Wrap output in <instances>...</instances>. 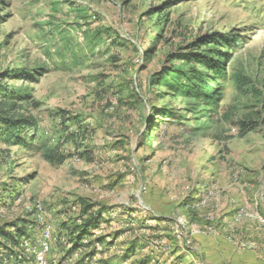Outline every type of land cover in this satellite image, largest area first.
<instances>
[{
    "label": "rangeland",
    "instance_id": "rangeland-1",
    "mask_svg": "<svg viewBox=\"0 0 264 264\" xmlns=\"http://www.w3.org/2000/svg\"><path fill=\"white\" fill-rule=\"evenodd\" d=\"M168 1L0 0V73L48 69L30 82L6 83L31 91L27 113L49 136L64 116H74L81 120L67 121L69 129L85 130L88 138L80 147L62 141V165L44 159L37 147L0 142V226L27 228L19 249L26 264H38L45 229L50 242L42 264H264V123L240 138L237 126L222 119L194 137H160L145 151V126L131 92L142 96L149 114L148 100L158 90L149 87L150 76L169 53L211 32L239 36L232 70L258 86L264 0H175L165 8ZM79 10L89 17L82 19ZM87 21L106 40L75 61L72 46L84 41ZM60 27L72 41L62 40ZM117 37L127 45H113ZM62 50L64 60L53 54ZM125 85L130 93L119 98L116 89ZM227 87L225 105L246 112L256 104L251 92L241 99L231 83ZM83 201L92 212L104 208L108 221L74 252L56 235L60 222L73 226L89 218Z\"/></svg>",
    "mask_w": 264,
    "mask_h": 264
},
{
    "label": "trees",
    "instance_id": "trees-1",
    "mask_svg": "<svg viewBox=\"0 0 264 264\" xmlns=\"http://www.w3.org/2000/svg\"><path fill=\"white\" fill-rule=\"evenodd\" d=\"M175 3H177L175 0H170L164 4V7L170 8ZM84 13V10H79L80 17L87 19L89 16ZM82 27L78 24L77 28ZM58 35L63 41L73 39L71 32L63 27H60ZM83 37L82 44L76 42L72 46L75 61L82 58L78 53H83L82 56H85L86 49L94 52V49L106 40L105 32L100 28L92 29L88 21ZM238 37L236 34L221 32L199 34L184 48L180 47L177 51L169 53L166 63L149 78V87L158 88L148 100L149 114H146L142 96L131 88V92L136 95L134 103L132 101L133 106L139 105L145 126L140 140V146L145 151L155 141L160 142V137L170 136L172 139L180 136L194 137L200 132L209 130L214 123L221 122L222 119L232 121L237 126L240 138L256 131L264 123V79L259 82L258 86H254L253 82L239 70H232L234 46L239 43ZM49 40L44 45L46 48L50 46ZM84 44L86 48H83ZM112 44L127 45L121 42L119 37L113 39ZM155 48L156 46H153L145 51L147 58L151 57L150 54ZM48 50L47 55H52ZM53 54L61 60L67 57L65 50ZM45 67L32 70L26 67H16L0 73V142L8 147L26 149L37 147L44 159L62 165L67 160V154L61 152L63 140L72 141L79 147L81 146L80 140H88L85 130L79 128L78 131H73L67 125V121L78 124L81 118L64 116L61 119L60 130L51 137L46 130L40 128L38 118L27 113L26 105L32 104L31 91L27 87H15L5 81L12 79L30 82L43 76L48 71ZM228 82L240 92L241 99L242 95L252 93L251 96L256 100V104L251 110L240 112L239 104L225 105ZM116 90L119 92V98L130 93L127 85ZM159 101H162V104H159ZM238 103L242 104L240 101ZM228 138L230 137H226ZM89 151H85V157H92ZM152 151H155V148ZM3 195L0 194V198ZM14 195L18 196V194ZM83 205L82 212L90 213L89 218L81 224L74 222L73 226L67 221L60 222L62 227L58 228L56 235L60 240L65 237L66 243L72 246L74 252L84 248L86 245L84 241L94 235V232L102 229L103 222L108 221L103 217L104 208L92 212L93 206L86 202ZM25 235H27V228L18 226L17 223L0 226V264L10 263L17 259L18 264H26V257L20 258L23 254L19 251L21 247L23 248L21 244ZM99 239L96 238V241ZM133 245L136 246L135 243Z\"/></svg>",
    "mask_w": 264,
    "mask_h": 264
},
{
    "label": "built area",
    "instance_id": "built-area-1",
    "mask_svg": "<svg viewBox=\"0 0 264 264\" xmlns=\"http://www.w3.org/2000/svg\"><path fill=\"white\" fill-rule=\"evenodd\" d=\"M184 226V224L182 225ZM49 242H50V232L49 229H45L43 232L41 245V250L37 253L36 259L38 264H42L45 260V253L49 250Z\"/></svg>",
    "mask_w": 264,
    "mask_h": 264
}]
</instances>
